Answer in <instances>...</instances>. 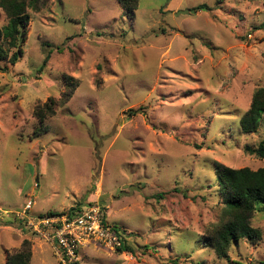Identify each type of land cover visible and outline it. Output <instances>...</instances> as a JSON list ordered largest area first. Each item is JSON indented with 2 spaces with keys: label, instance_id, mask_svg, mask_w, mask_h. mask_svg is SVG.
<instances>
[{
  "label": "rangeland",
  "instance_id": "rangeland-1",
  "mask_svg": "<svg viewBox=\"0 0 264 264\" xmlns=\"http://www.w3.org/2000/svg\"><path fill=\"white\" fill-rule=\"evenodd\" d=\"M29 16L22 55L0 61V264L24 241L30 264H61L20 219L29 200L32 216L97 206L133 249L89 242L77 264L264 263L263 212L260 240L228 259L200 243L226 219L215 164L264 168L244 152L264 117L239 131L264 88V0H139L131 15L117 0H47Z\"/></svg>",
  "mask_w": 264,
  "mask_h": 264
},
{
  "label": "trees",
  "instance_id": "trees-1",
  "mask_svg": "<svg viewBox=\"0 0 264 264\" xmlns=\"http://www.w3.org/2000/svg\"><path fill=\"white\" fill-rule=\"evenodd\" d=\"M117 1L128 15L133 14L137 10L139 2V0ZM46 2L47 0H0V9L7 18L6 25L0 28V61H6L10 65H14L17 62L22 55L20 45L25 41L26 27L30 20L29 12H38ZM207 9V6L202 4L188 10V12L195 13ZM47 59L48 57L45 58L43 65ZM1 70L6 71L5 68ZM70 79L67 78V92L63 95L65 100L69 99L71 92H73V85H70ZM53 113V103L48 102L41 107L38 106L34 115L40 123H43ZM263 117L264 88H258L253 93L249 109L239 121L240 133L242 135L255 133ZM36 133L40 135L39 131ZM244 152L264 160V141H261L255 149L246 146ZM214 172L222 210L226 215V219L209 234L202 236L200 243L209 247L217 259H228L227 255L232 244L241 240L250 242L260 240V232L251 226V219L257 213H264V168L257 170L249 168L235 169L216 163ZM78 210L80 209L76 208V210H70L68 213ZM104 220L103 216V223L109 227ZM109 228L121 242V245L116 247V250L119 253L127 252L133 254V249L126 244L122 231L115 227ZM144 248L147 249L146 246ZM30 259V242L24 241L20 250L8 257L6 264H30ZM173 263H178V259H175ZM194 264L206 263L202 261Z\"/></svg>",
  "mask_w": 264,
  "mask_h": 264
},
{
  "label": "built area",
  "instance_id": "built-area-1",
  "mask_svg": "<svg viewBox=\"0 0 264 264\" xmlns=\"http://www.w3.org/2000/svg\"><path fill=\"white\" fill-rule=\"evenodd\" d=\"M32 204L33 200H29L19 217L52 246L61 264H76L80 250L89 242L114 248L121 245L120 239L103 223L104 212L97 206L89 205L73 213L32 216L29 215Z\"/></svg>",
  "mask_w": 264,
  "mask_h": 264
},
{
  "label": "water",
  "instance_id": "water-1",
  "mask_svg": "<svg viewBox=\"0 0 264 264\" xmlns=\"http://www.w3.org/2000/svg\"><path fill=\"white\" fill-rule=\"evenodd\" d=\"M37 182V181H36Z\"/></svg>",
  "mask_w": 264,
  "mask_h": 264
}]
</instances>
